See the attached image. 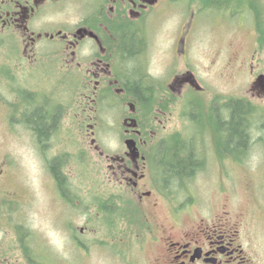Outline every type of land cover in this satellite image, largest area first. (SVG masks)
Masks as SVG:
<instances>
[{
	"label": "flooded vegetation",
	"instance_id": "af4514ba",
	"mask_svg": "<svg viewBox=\"0 0 264 264\" xmlns=\"http://www.w3.org/2000/svg\"><path fill=\"white\" fill-rule=\"evenodd\" d=\"M60 1L64 0H0V50L4 52L7 40V60L0 59V73L7 78L5 125H15L41 149L67 135L63 117L76 97L82 100L86 116L79 124L71 120L67 131L84 130V141L108 163L107 183L113 191L96 205L100 214L96 226L90 216L85 217V225L102 229L101 238L85 242L81 235L90 230L80 229L77 236L70 226L73 246L93 245L111 264H261L251 239L240 231V222L212 203L204 211L198 198L179 186L204 175L206 162L230 159L229 155L221 158L219 149L233 145L227 139L221 145L219 138L220 131L227 134L221 128L230 114L222 109L227 103L202 109L198 97L205 91L192 70L173 73L169 62L163 72L151 71L153 50L146 27L152 13L171 0H98L77 23L47 29V7ZM44 40L55 48L46 51ZM170 52L167 47L163 54ZM43 77L50 84L47 91L40 82ZM252 90L264 97V86ZM59 93L66 102L60 103ZM176 110L179 119L173 124ZM215 116L218 134L210 124ZM190 123L201 124L207 134L211 129L214 139L197 140L189 131ZM104 131L111 133L114 142L109 150L100 142ZM189 154L198 167L190 173L172 172L178 159L186 160ZM60 158L44 163L57 193H70L63 172L66 163L62 166ZM8 211L11 205L0 207V233L7 238L8 228L13 238L8 245L0 243V264H11L13 257L35 264L30 234L8 218ZM144 252L148 258L142 261L139 254Z\"/></svg>",
	"mask_w": 264,
	"mask_h": 264
},
{
	"label": "rangeland",
	"instance_id": "374dc122",
	"mask_svg": "<svg viewBox=\"0 0 264 264\" xmlns=\"http://www.w3.org/2000/svg\"><path fill=\"white\" fill-rule=\"evenodd\" d=\"M97 1L64 0L49 4V12H45L44 17L48 21L46 28L77 23ZM221 6L223 11L204 8L202 0H171L170 5L154 11L146 27L153 50L151 71L163 72V66L169 62L173 73L192 70L205 91L202 97H198L204 110L213 103L219 104L216 107L223 103L232 107L236 100H243L251 106L250 145L245 155L235 159L234 152L228 153L220 147L221 158L229 155L230 159L216 164L206 162L204 175L194 178L189 183L191 186L188 182H179V186L194 194L204 206V211L212 203L218 206L220 212L224 211L240 222V231L251 239L253 251L264 264V144L258 141L259 137H264V97L251 89L256 78L264 75V0H228ZM254 9L259 13L256 17ZM42 43L46 51L55 48L50 41ZM5 45V52L0 50V59L3 60H7V40ZM167 47L171 48V52L165 56L163 51ZM0 76V207L7 209L11 205L8 218L17 222L15 225H23L27 235L30 234L31 257L35 264H111L93 245L86 244V249L73 246L67 231L72 226L75 234L80 236V229H89L90 232L81 235L88 243L101 238L102 229L92 224L85 225V217L90 216L96 226L94 222L100 218L96 205L101 202V197L113 191L110 189L113 186L107 183L108 163L90 148L88 140L84 141V130L81 133L78 127L75 130L71 127L67 131L71 120L79 124L86 116L81 108L82 100L76 97L63 117L67 135L41 149L30 143L18 127L5 125L7 78L2 73ZM43 78L39 81L47 91L45 88L50 84ZM79 86L77 83V91ZM212 97L214 100H211ZM59 98L60 103L66 102L61 93ZM222 109L229 111L228 108ZM172 112V123L177 124L178 111ZM210 124L218 134L220 123L216 116ZM85 127L83 124V129ZM200 127L203 126L188 125L197 140L214 139L211 129L207 134ZM184 128L185 124L184 127L182 124L180 133H185ZM104 134L100 142L104 149L109 150L114 146L112 138L109 139L112 135L106 131ZM219 138L220 144L224 145L227 134L220 131ZM57 156H61V165L66 163V166L63 164V172L67 174V183L71 188L70 193L65 192L67 198L55 190L44 163ZM178 196V201H181L182 194ZM84 205L91 207L86 210ZM145 213L149 215L148 211ZM2 215L3 212H0V219ZM8 230L7 238L0 233V243L7 241L8 245L12 241L13 236ZM139 255L142 261L148 258L147 252ZM11 264L28 263L13 257Z\"/></svg>",
	"mask_w": 264,
	"mask_h": 264
},
{
	"label": "trees",
	"instance_id": "16d2710c",
	"mask_svg": "<svg viewBox=\"0 0 264 264\" xmlns=\"http://www.w3.org/2000/svg\"><path fill=\"white\" fill-rule=\"evenodd\" d=\"M203 1V6L204 8H216L218 10H222V3L224 4L228 2V0H202ZM217 1V2H216ZM214 4H212V3ZM254 16L256 17L258 13V11L256 9H254ZM235 13V12H234ZM238 14V13H236ZM137 87V86H136ZM135 87V88H136ZM227 108L230 111L229 117L228 119H225L227 121L222 122V127L224 128L225 131L227 132V140L233 145L230 149L229 148H224L225 151H232L235 153V159L242 157L243 155H245L246 150L249 148V142H250V135H249V125H250V110L251 106L247 103L245 104L243 100H236L234 105L231 107L230 104L226 105ZM243 106H246L248 108L245 109ZM43 133H45V131H43ZM258 141L262 142L264 144V137H259ZM179 164L178 167H175L172 169V172H180V173H190L192 172L197 166L196 162H193L192 157L190 156V154L188 155V159L186 160H182V159H178ZM179 176H175V178H177ZM62 191V189H61ZM61 195L64 198H67V195L62 191ZM70 202L71 199H68Z\"/></svg>",
	"mask_w": 264,
	"mask_h": 264
},
{
	"label": "water",
	"instance_id": "95a60500",
	"mask_svg": "<svg viewBox=\"0 0 264 264\" xmlns=\"http://www.w3.org/2000/svg\"><path fill=\"white\" fill-rule=\"evenodd\" d=\"M264 86V75H259L256 80L253 82L251 89ZM131 143H129V148H130Z\"/></svg>",
	"mask_w": 264,
	"mask_h": 264
}]
</instances>
